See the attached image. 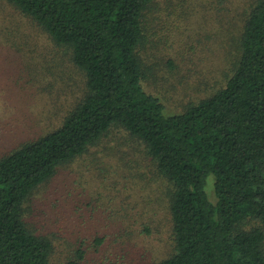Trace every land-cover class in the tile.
Returning a JSON list of instances; mask_svg holds the SVG:
<instances>
[{"label":"trees","instance_id":"obj_1","mask_svg":"<svg viewBox=\"0 0 264 264\" xmlns=\"http://www.w3.org/2000/svg\"><path fill=\"white\" fill-rule=\"evenodd\" d=\"M4 1L70 52L85 86L57 128L0 157V264H51V240L25 221L29 199L114 128L144 144L169 184L174 249L155 264H264V0L233 40L225 84L178 113L143 86L154 0Z\"/></svg>","mask_w":264,"mask_h":264},{"label":"rangeland","instance_id":"obj_2","mask_svg":"<svg viewBox=\"0 0 264 264\" xmlns=\"http://www.w3.org/2000/svg\"><path fill=\"white\" fill-rule=\"evenodd\" d=\"M254 1L154 0L145 11L143 86L168 113L225 84ZM84 86L70 52L0 0V157L57 128ZM168 188L144 144L114 128L34 191L25 221L51 240V264L78 249V264H155L174 249Z\"/></svg>","mask_w":264,"mask_h":264}]
</instances>
